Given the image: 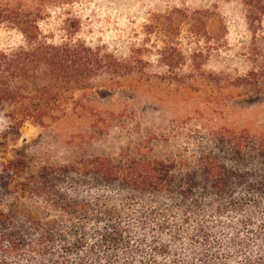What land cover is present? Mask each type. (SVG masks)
<instances>
[{"label":"trees","instance_id":"obj_1","mask_svg":"<svg viewBox=\"0 0 264 264\" xmlns=\"http://www.w3.org/2000/svg\"><path fill=\"white\" fill-rule=\"evenodd\" d=\"M240 2L252 36L245 85H264V0ZM45 14L0 8V26L22 36L0 47L7 139L26 122L88 117L77 103L69 108L74 93L126 71L103 46L76 37L75 17L56 42L40 26ZM169 48L160 56L171 67ZM0 264H264V133L210 129L182 164L135 156L34 166L20 153L4 157Z\"/></svg>","mask_w":264,"mask_h":264},{"label":"rangeland","instance_id":"obj_2","mask_svg":"<svg viewBox=\"0 0 264 264\" xmlns=\"http://www.w3.org/2000/svg\"><path fill=\"white\" fill-rule=\"evenodd\" d=\"M0 8L46 13L40 26L56 42L75 17L76 37L103 46L126 69L74 93L69 108L77 103L88 117L26 122L11 139L0 119V160L20 153L34 166L135 156L182 164L210 129L264 133V85L244 81L252 36L240 0H0ZM21 41L17 29L0 26V47ZM168 46L171 67L160 56Z\"/></svg>","mask_w":264,"mask_h":264}]
</instances>
